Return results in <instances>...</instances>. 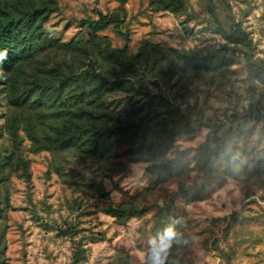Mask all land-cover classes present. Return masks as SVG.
Instances as JSON below:
<instances>
[{"label": "rangeland", "instance_id": "374dc122", "mask_svg": "<svg viewBox=\"0 0 264 264\" xmlns=\"http://www.w3.org/2000/svg\"><path fill=\"white\" fill-rule=\"evenodd\" d=\"M57 4L48 40L90 41L83 20L116 17L121 31L110 24L97 36L146 59L153 97L117 91L110 106L144 118L167 114L170 102L190 126L165 157L179 158L172 172L158 157L125 155V145L119 169L74 150L37 151L23 131L19 152L0 70V264H73L77 249L79 264H145L149 240L169 224L179 242L165 264H264V71L247 61L264 65V0H185L183 11L162 0ZM174 50L195 58L175 66ZM128 208L136 212L119 214Z\"/></svg>", "mask_w": 264, "mask_h": 264}, {"label": "trees", "instance_id": "16d2710c", "mask_svg": "<svg viewBox=\"0 0 264 264\" xmlns=\"http://www.w3.org/2000/svg\"><path fill=\"white\" fill-rule=\"evenodd\" d=\"M57 7V0H0V54L6 56L0 60V70L9 78L8 133L17 150L22 151L18 139L23 131L37 151L56 154L74 150L119 169L124 164L115 159L122 156L120 147L125 145V155L158 157L159 166L172 172L179 158L165 157L183 127L190 126L186 114L170 102L167 114L144 118L130 114L127 108L121 111L110 106L108 97L117 91L137 90L153 97L146 85V59L141 53L128 54L127 46L112 47L107 39L97 36L98 30L110 24L121 31L116 17L83 20L91 28L90 41L48 40L44 25ZM184 7L185 0H162V9L183 11ZM174 52L175 66L177 60L195 58L193 53ZM247 61L253 70L264 71V65L252 61V54ZM30 63L35 67L27 73L24 66ZM21 72L25 78L20 80L17 75ZM126 83L130 88H125ZM225 142L222 137L216 145L221 147ZM215 155L210 150L206 161ZM134 212L136 208L119 210L120 215ZM81 259V251L75 250L73 264ZM145 264H150L148 259Z\"/></svg>", "mask_w": 264, "mask_h": 264}, {"label": "clouds", "instance_id": "9594fccd", "mask_svg": "<svg viewBox=\"0 0 264 264\" xmlns=\"http://www.w3.org/2000/svg\"><path fill=\"white\" fill-rule=\"evenodd\" d=\"M6 58L0 54V60ZM179 233L172 224L166 226L162 232L149 240L148 260L150 264H165L169 251L178 241Z\"/></svg>", "mask_w": 264, "mask_h": 264}]
</instances>
